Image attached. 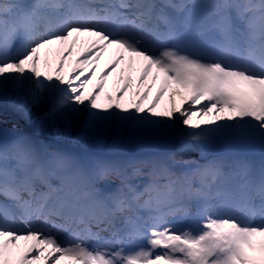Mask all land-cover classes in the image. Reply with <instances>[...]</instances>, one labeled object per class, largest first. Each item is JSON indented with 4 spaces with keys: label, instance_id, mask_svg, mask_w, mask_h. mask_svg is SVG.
Returning <instances> with one entry per match:
<instances>
[{
    "label": "snow or ice",
    "instance_id": "snow-or-ice-1",
    "mask_svg": "<svg viewBox=\"0 0 264 264\" xmlns=\"http://www.w3.org/2000/svg\"><path fill=\"white\" fill-rule=\"evenodd\" d=\"M0 264H264V0H0Z\"/></svg>",
    "mask_w": 264,
    "mask_h": 264
},
{
    "label": "bare ground",
    "instance_id": "bare-ground-1",
    "mask_svg": "<svg viewBox=\"0 0 264 264\" xmlns=\"http://www.w3.org/2000/svg\"><path fill=\"white\" fill-rule=\"evenodd\" d=\"M110 58H111L110 55L105 56V58L100 62V68L97 70L96 78L94 79L93 83H96L98 81L100 72L104 70L105 65L108 63ZM121 67H124V65H122ZM153 71H155V69ZM131 74L133 76V82L135 86V81H136V78L139 72L133 71ZM124 75L127 76L128 72L125 71ZM118 77H119V69L117 70V72L109 75L107 85L105 88L106 92H111L114 95L116 94L115 89L117 85L115 84V81L118 79ZM161 77H162V74H161ZM150 81H151V74L149 76V82ZM159 83L160 82L157 81L156 87L153 88L152 93L149 95L148 100L145 101L144 103L145 107H147L150 104L152 98L155 96L156 89L159 87ZM88 88L90 91L93 90V85H88ZM168 95L169 94L166 93L165 96L161 99L159 109H163L165 107L170 106ZM130 98L131 96L129 94V96L125 97V102H127ZM181 99H182L181 96L179 95L176 96L177 105L180 104ZM101 102L107 103L106 101H103V94H101ZM5 119L7 120L9 127H12L15 124L19 126L20 128L28 131L29 134L32 135L33 137L39 138L42 140L45 139L44 140L45 142L48 141L49 143L53 144L55 147L62 148L66 144H70L73 146L78 145L83 148L82 152L88 155H103V156H108V157L120 156L125 159L134 160V159H146V158H150L154 156H159V155L165 154L168 151L175 150V145H166V144H127V143L114 144L113 141L110 139L106 140L104 143H101V144H95L94 142L90 140L75 141V137L78 134L77 131H73L71 135H59V136L57 133H55L53 130H50V129L44 130L42 132L36 131L34 129H31L24 120H21L18 116H16V114L12 112L11 109H9L8 113L5 116ZM195 119H198V118L194 117V120ZM233 150H235L237 153L238 152L239 153H252L254 156L253 160H250V159L248 160L251 161L254 166L258 165L261 160V156L258 152H250V151H246L240 148H236ZM187 157L192 158V159H197L201 163L204 162V160L200 158L199 152L194 149L190 150L189 153H187ZM208 158L210 159L211 157H208ZM133 182L142 185L143 183L147 181H146V177H141ZM117 184H119V181H115V183L113 184V187H115V185Z\"/></svg>",
    "mask_w": 264,
    "mask_h": 264
},
{
    "label": "rangeland",
    "instance_id": "rangeland-1",
    "mask_svg": "<svg viewBox=\"0 0 264 264\" xmlns=\"http://www.w3.org/2000/svg\"><path fill=\"white\" fill-rule=\"evenodd\" d=\"M46 142L49 143L48 141H46ZM62 149H67V150H70V151H73V152H77V153H83L82 152L83 148L78 146V145L73 146V145H70V144H66L64 147H62ZM250 154H252V153H250ZM250 154L249 153H239V152L237 153L235 150H233L230 153H228V155L232 159H247V160L250 159V160H253V157H252L253 154L252 155H250Z\"/></svg>",
    "mask_w": 264,
    "mask_h": 264
}]
</instances>
